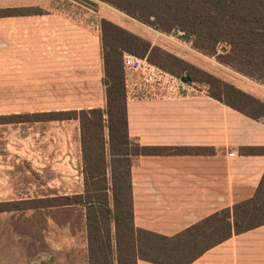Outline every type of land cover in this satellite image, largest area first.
<instances>
[{"label": "crops", "instance_id": "crops-1", "mask_svg": "<svg viewBox=\"0 0 264 264\" xmlns=\"http://www.w3.org/2000/svg\"><path fill=\"white\" fill-rule=\"evenodd\" d=\"M184 58L206 65L200 56ZM103 77L100 23L77 21L58 10L0 17V104L16 103L31 81L48 80L60 89L65 79L88 87L103 83ZM194 84L190 81L189 93L174 99L137 97L127 89L131 138L163 150L133 157L135 264H264V224L219 242L201 239L205 228L195 229L257 192L264 176V118H253ZM4 91L8 99H1ZM91 103L87 108H105V87ZM4 132L10 152L12 134ZM75 132V142L73 132L64 135L82 153L80 126ZM10 156L0 155V201L32 199L26 191L29 163H15ZM23 211H0V264H120L116 224L111 248L100 251L91 248L87 224L72 221L49 225L54 230L42 241L27 240L8 218ZM200 246L207 248L201 252Z\"/></svg>", "mask_w": 264, "mask_h": 264}, {"label": "trees", "instance_id": "trees-1", "mask_svg": "<svg viewBox=\"0 0 264 264\" xmlns=\"http://www.w3.org/2000/svg\"><path fill=\"white\" fill-rule=\"evenodd\" d=\"M107 1L162 31L176 28L184 31L198 50L218 54L222 63L253 79L264 77V0ZM35 13L39 12H14L0 16ZM101 23L105 108L48 111L35 113V116L45 115L48 120L80 121L85 189L84 193L62 196L65 202L60 205L84 206L93 249L104 251L111 248V226L116 224L119 262L135 264L133 157L163 150L141 145L129 134L123 56L130 52L144 57L151 42L107 19H102ZM171 57L181 62L178 57ZM215 79L218 84L216 91L209 93L212 97L253 118H264V101ZM194 80L192 77L191 81ZM9 116L13 118L15 115ZM16 204L15 201L0 202V211L20 208ZM261 224H264V176L253 197L206 218L195 229L205 228L201 239L213 237L215 242H219L229 238L233 232H243ZM206 248L200 246V251Z\"/></svg>", "mask_w": 264, "mask_h": 264}, {"label": "rangeland", "instance_id": "rangeland-1", "mask_svg": "<svg viewBox=\"0 0 264 264\" xmlns=\"http://www.w3.org/2000/svg\"><path fill=\"white\" fill-rule=\"evenodd\" d=\"M56 10L77 21L98 22L101 27L102 19H107L151 42V47L144 57H148L151 62L176 75L194 77L196 89L208 93L216 91L218 82L215 78H217L264 101V77L253 79L234 67L222 63L218 54L198 50L191 41L193 39L184 31L177 28L171 31L157 29L139 19V16L135 18L107 0H0V15ZM220 49L222 50L221 46ZM167 53L178 57L181 62ZM137 55L139 56V53ZM186 55L200 56L206 65L202 67L193 64L184 58ZM52 85L54 82L48 80L31 81L29 88L21 89L25 90L26 95L17 96L16 103L0 104V155H11L9 159L15 163L17 160L29 163L31 189L26 191L33 197L29 200L0 202L15 201L16 206L20 207L17 209H26L25 212L15 213L8 218L12 219L14 230L24 234L27 240L42 241L50 229L54 230L52 227L49 228V225L55 223L72 221L80 226L86 224V209L83 205H60L65 202L62 196L66 193L71 196L72 192L80 194L84 193L85 189L83 152L79 153L75 143L74 146L70 145L64 135L65 131L73 132L75 142V131L80 126L78 124L80 121L78 119L48 120L45 115L37 118L35 113L80 109L93 105L91 101L101 96L105 85L98 80L95 84L93 81L90 82L88 87H78L66 79L63 88L55 89ZM6 94L7 92L4 91L5 96L1 99H8ZM13 114L15 116L11 118L9 115ZM6 129L12 134L9 143L13 148L10 152L5 149ZM63 161L66 163L61 166L60 163ZM27 169L28 167L26 173H28ZM77 174L80 175L78 183ZM72 176L74 181L71 180ZM26 182H28L27 175Z\"/></svg>", "mask_w": 264, "mask_h": 264}, {"label": "built area", "instance_id": "built-area-1", "mask_svg": "<svg viewBox=\"0 0 264 264\" xmlns=\"http://www.w3.org/2000/svg\"><path fill=\"white\" fill-rule=\"evenodd\" d=\"M125 82L133 96H159L167 99L184 97L190 91V81H183L185 75H176L151 62L148 57L125 52Z\"/></svg>", "mask_w": 264, "mask_h": 264}, {"label": "water", "instance_id": "water-1", "mask_svg": "<svg viewBox=\"0 0 264 264\" xmlns=\"http://www.w3.org/2000/svg\"><path fill=\"white\" fill-rule=\"evenodd\" d=\"M182 80L186 81V82L187 81H191V76L190 75H185V76L182 77Z\"/></svg>", "mask_w": 264, "mask_h": 264}]
</instances>
